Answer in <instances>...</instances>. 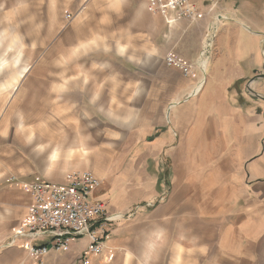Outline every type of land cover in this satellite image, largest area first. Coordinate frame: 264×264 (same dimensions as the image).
Returning <instances> with one entry per match:
<instances>
[{
	"label": "crops",
	"instance_id": "crops-1",
	"mask_svg": "<svg viewBox=\"0 0 264 264\" xmlns=\"http://www.w3.org/2000/svg\"><path fill=\"white\" fill-rule=\"evenodd\" d=\"M192 3L201 19L169 24L147 0H91L51 65L19 57L5 75L0 62V264L32 263L9 246L32 195L9 179L85 171L101 182L93 200L136 209L113 226L108 264H264V107L244 92L264 73V19L241 18L238 0ZM210 38L205 75L166 64L197 61ZM252 87L264 99V80Z\"/></svg>",
	"mask_w": 264,
	"mask_h": 264
},
{
	"label": "built area",
	"instance_id": "built-area-1",
	"mask_svg": "<svg viewBox=\"0 0 264 264\" xmlns=\"http://www.w3.org/2000/svg\"><path fill=\"white\" fill-rule=\"evenodd\" d=\"M147 3L152 14L163 16L169 24L183 18L195 20L202 17L192 0H147ZM212 41L213 38L206 41L195 62L186 63L174 54L168 55L165 62L180 70L185 77L205 75L212 55ZM205 82L204 78L189 96L198 95ZM10 182L30 192L33 199L28 215L11 238L10 247H20L28 253L33 264H42L52 253L69 252L74 240L88 238V247L79 262L88 264L93 258L104 259L106 243L110 238V224L123 216H109L107 204L92 199L101 184L93 173L71 172L66 175L63 184L50 183L41 176L25 184L14 178L9 179ZM135 212L136 209L132 210L130 217Z\"/></svg>",
	"mask_w": 264,
	"mask_h": 264
},
{
	"label": "rangeland",
	"instance_id": "rangeland-1",
	"mask_svg": "<svg viewBox=\"0 0 264 264\" xmlns=\"http://www.w3.org/2000/svg\"><path fill=\"white\" fill-rule=\"evenodd\" d=\"M90 1L58 0L56 4L57 16H55V10L51 7V0H0V62L7 63L4 74L6 75L13 68L12 64L19 57L21 58V63L16 68L20 69L36 65L49 66L54 60H57V53L55 52L59 47L57 36L66 35V37L68 36L67 38H71V33H75L77 30L73 26L74 21L77 20L81 14L80 11L84 10L85 5ZM246 1L247 3H245ZM238 5L239 16L241 18H243L242 14H249L255 20L263 21L264 0H238ZM69 14L71 15L70 18L68 17ZM55 19L57 21H54ZM42 50H46L44 52L45 54L47 53L45 56L39 52ZM247 88L248 90L250 89V92L247 91ZM251 88L253 89L251 85L249 87L245 86L244 92L248 96L247 100H258L264 107V99L259 98L254 92H251ZM149 165L153 166L152 164ZM147 204L145 205L146 207H152L153 205V203L149 202ZM137 207L140 209L142 205H138ZM107 210L109 216L120 214L123 218H132L130 217L132 211L127 214L119 212L111 213L108 206ZM123 218L110 224V237L113 226L123 220ZM78 244L82 246L83 243L79 240ZM65 254L64 252L52 253L43 260L42 264H72L67 260ZM77 261L73 264H81L79 260ZM21 263L27 264L24 260ZM88 264L108 263L104 259L93 258Z\"/></svg>",
	"mask_w": 264,
	"mask_h": 264
},
{
	"label": "water",
	"instance_id": "water-1",
	"mask_svg": "<svg viewBox=\"0 0 264 264\" xmlns=\"http://www.w3.org/2000/svg\"><path fill=\"white\" fill-rule=\"evenodd\" d=\"M257 80H264V73H258L254 76L253 79H251L247 85V87H249V85L252 86V83H254L255 81ZM251 92H254V94H256L259 98L263 99L257 92L254 91V89L251 88ZM247 91L250 92V89L248 90L247 88Z\"/></svg>",
	"mask_w": 264,
	"mask_h": 264
}]
</instances>
